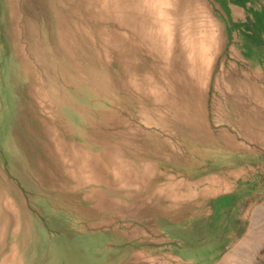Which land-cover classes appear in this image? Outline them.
I'll return each mask as SVG.
<instances>
[{
	"label": "bare ground",
	"instance_id": "6f19581e",
	"mask_svg": "<svg viewBox=\"0 0 264 264\" xmlns=\"http://www.w3.org/2000/svg\"><path fill=\"white\" fill-rule=\"evenodd\" d=\"M175 2V17L195 6L192 0ZM150 4L151 0H0V33L5 46L0 102L4 107L11 104L13 110L12 119L5 110L0 113V140L17 149L18 158H9L10 174L29 191L33 189L28 176L48 187V199L55 196L59 205L72 201L76 193L72 183L77 181L75 169L80 163L90 168L107 159L120 164L127 152L135 163L166 158L168 144L176 140L177 133L197 146L216 138L217 146L230 152L244 151L246 143L264 147V62L246 49L232 46L236 64H229L225 76L215 84L212 123L219 129L211 128L205 111L209 66L207 69L202 50L190 43L185 28L177 29L174 20L170 31L161 20L158 24ZM127 102L134 119L157 129V133L146 134V141L130 126L132 118L127 122L119 111ZM109 127L116 128L115 134L107 132ZM129 132L131 141L120 144ZM79 144L103 148L108 158L81 155L76 148ZM9 193L15 194V190L0 174V195ZM181 193L185 199L186 193ZM89 211L74 207L64 211L70 225L64 222L63 227L71 226L73 233L86 229L78 222L91 215ZM263 211L256 214L263 215ZM178 213L174 211L170 217L174 220ZM0 214V228L4 229L10 218L7 212ZM254 221L252 218L243 245L256 244ZM239 246L218 264L245 259ZM141 253L134 254L139 257Z\"/></svg>",
	"mask_w": 264,
	"mask_h": 264
},
{
	"label": "rangeland",
	"instance_id": "374dc122",
	"mask_svg": "<svg viewBox=\"0 0 264 264\" xmlns=\"http://www.w3.org/2000/svg\"><path fill=\"white\" fill-rule=\"evenodd\" d=\"M196 1L192 0L195 6L184 13L182 12L178 17H175L177 5L175 0H151L150 8L154 7L153 17L157 19L158 24L161 20V25L167 26L166 31H170L172 27L171 19L174 20L177 29L185 28L184 31L186 34L188 33L187 38L190 43L202 50L207 69L209 66L205 85L206 118L208 125L217 130L219 127L217 128L212 123L213 109L216 105L214 87L225 76V68L236 64L231 54L232 46L244 48L261 62H264V1ZM168 12L173 13L169 16ZM161 31L164 32L162 29ZM202 32L204 38H202ZM196 40L199 41L197 42ZM167 43L168 41L165 38L163 44L166 45ZM4 56L5 46L0 33V79L3 77L1 61ZM198 86L201 87L202 85L198 84ZM147 90H150L149 85ZM4 110L8 119H12L13 110L11 104H5L4 107L0 102V113ZM119 111L127 119V122H129V118H132L129 124L139 131H136L137 136L142 141L147 140V133H157V129L153 125H146L143 120L133 118L128 102L122 104ZM106 129L111 134H115L117 131L114 127ZM132 135L130 132L124 134L125 138H122L123 140L120 141V144L125 140L131 141ZM245 145L247 148L240 152H230L228 148L217 146L216 138L209 139L204 143L200 141L198 146L197 144L190 145L182 134L177 133L176 140L174 139L172 143L168 144V156L166 158H158L155 161H178L182 159L185 161L186 166L181 169L175 167L174 170H183L187 178L191 179L199 177L201 174L198 167L195 166L198 165L199 160V165H205L206 169L218 168L216 165H219V162H213L220 158L222 161L226 160L227 162L232 160L231 162L233 164L236 163L235 166L237 168L242 167L245 170L244 177L248 180V191L246 192L248 197L246 201H242L243 203L246 202V204L244 206L241 205L239 211H242L241 218L245 216L246 220L244 223L241 222L239 224L240 228L244 224V230L241 231L240 229L237 243L228 252L242 243L238 249L246 257L245 259L237 258V264H264V214H256L259 209L263 208L264 210V147L252 143H246ZM76 148L80 150L79 154L81 155L90 154L97 157L105 156L106 158L105 154H109L103 148H93L84 144H79ZM17 154V149H10L6 141L0 140V174L7 180L9 186L15 190V194L0 195V211L7 212V216L10 218L7 226L4 229L2 226L0 228L2 231H0L2 234V236L0 234V264H102L100 261H96L97 257L88 253L86 243L87 240H91L89 235L92 233L103 232L107 234L106 228H116V216L113 217V214L105 212L104 215L108 223H99L97 226L91 220L92 215L80 217L78 225H82L86 229L73 233L74 229L71 226L63 227L62 225L64 222L70 223L64 211L71 210L73 207L91 211L93 202L96 201L91 196L99 191L106 192L111 196L110 200L117 202L118 199L116 197L121 186L120 182L125 180L127 183L134 169L135 162L131 160L130 153L127 152V156L122 158L123 160L120 164L116 162L110 163L108 159L98 162V165L94 168L82 166L81 163L77 164L78 168L75 169L77 181L72 183V186L75 187L74 192H76L74 193V200L62 204L59 202L60 205L57 204L55 196H53L54 198L51 197L53 200L45 196L48 187L38 179L28 176V181L33 189V191H29L18 177L10 174L11 163L9 158H13L15 155L18 158ZM67 163L69 165L72 164L68 161ZM129 185L127 183L126 192H132L133 190ZM54 202L57 205L56 207L51 206ZM4 205L6 209H4ZM8 205L10 206L8 207ZM115 207L116 205L114 204L113 208ZM242 207L243 210H241ZM252 218L255 219L254 222H257L254 228L256 244L252 242L243 245L249 235ZM71 220L73 222V219ZM100 243H102L101 240ZM106 245L107 241L104 243V246ZM156 252L160 251L156 250ZM158 263L185 264L161 261H158ZM118 264H155V262L150 263L143 260L132 263L123 261ZM213 264H218V262Z\"/></svg>",
	"mask_w": 264,
	"mask_h": 264
},
{
	"label": "crops",
	"instance_id": "0c3cea01",
	"mask_svg": "<svg viewBox=\"0 0 264 264\" xmlns=\"http://www.w3.org/2000/svg\"><path fill=\"white\" fill-rule=\"evenodd\" d=\"M231 161L216 159L213 163L219 162V165H216L218 168L206 169L205 165H199V160L195 166L201 174L192 179L187 178L183 170H174L175 167L181 169L186 166L182 159L137 161L127 182L133 188L132 192H126L127 183L124 180L120 182L117 202L110 200L111 196L104 191L92 194L91 198L96 200L90 211L93 224L97 226L99 223H108L104 215L107 212L113 214V217L116 216L117 226L114 229H105L107 234L97 232L89 235L91 240L86 243L88 253L97 257L96 261L102 264L139 262L136 258H144L147 262L185 264L220 262L237 243L240 229L244 230V224L241 228L239 224L246 220L245 216L241 218L242 211H239V208L246 204L242 201H246L248 197V180L244 177L245 170L242 167L237 168L235 161V164ZM216 180L219 181L218 185ZM220 181L226 185L221 186ZM213 188L214 191H211ZM175 190L182 192L181 195L186 193L185 199L184 195L180 196ZM174 211H178L179 215L173 220L170 216ZM82 230L85 229H79L75 233ZM106 241L107 245L104 246ZM156 250L160 252L155 253ZM134 253H141L142 257Z\"/></svg>",
	"mask_w": 264,
	"mask_h": 264
}]
</instances>
